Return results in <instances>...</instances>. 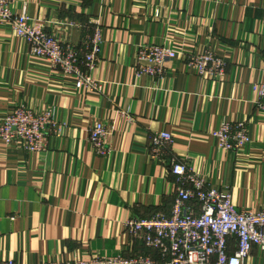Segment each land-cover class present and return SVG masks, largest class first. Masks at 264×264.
<instances>
[{
	"label": "crops",
	"instance_id": "0c3cea01",
	"mask_svg": "<svg viewBox=\"0 0 264 264\" xmlns=\"http://www.w3.org/2000/svg\"><path fill=\"white\" fill-rule=\"evenodd\" d=\"M25 7L80 49L101 30L99 60L85 70L103 88L78 90L73 76L31 56L27 42L0 24V120L26 106L52 111L60 126L41 154L0 140V264L158 259L125 224L171 215L174 159L229 190L240 210L264 209V111L253 91L264 82V0H16L13 11ZM151 45L185 55L165 64L163 78L139 75V51ZM207 51L223 60V75L188 68L189 55ZM100 122L107 155L90 141ZM224 123L246 124L245 149L218 147ZM159 132L174 142L157 159L151 139ZM246 264H264L257 248Z\"/></svg>",
	"mask_w": 264,
	"mask_h": 264
},
{
	"label": "built area",
	"instance_id": "2783aa9c",
	"mask_svg": "<svg viewBox=\"0 0 264 264\" xmlns=\"http://www.w3.org/2000/svg\"><path fill=\"white\" fill-rule=\"evenodd\" d=\"M15 3L16 0H0V24L9 25L17 37L27 42L31 56L48 62L56 71L73 76L78 90L101 92L102 83L85 70H93L99 60L101 30L98 29L93 39L86 41L80 49L50 33L44 24L32 20L26 7L15 14ZM70 25L77 26L74 23ZM182 54L185 55L169 46H144L137 58L138 74L163 78L165 64ZM187 66L201 76L223 75L225 70L223 60L210 51L189 55ZM253 91L257 94L256 104L264 111V82L254 84ZM58 130L60 126L55 122L52 111L39 112L26 106L16 107L0 120V140L8 146L22 145L33 154L47 151L49 134ZM107 136L108 128L103 122L90 130V141L100 155L109 153L105 146ZM216 138L218 147L227 151H242L251 142L244 123L222 124ZM151 140L152 155L158 159L170 150L174 136L159 132ZM169 172L176 180L171 215L133 218L125 224L129 234L156 252L158 259L136 255L49 264H246L254 248L264 257V209L259 212L240 210L229 190L214 187L188 162L174 159ZM232 242L236 245L234 253L230 251ZM1 264L17 263L8 261Z\"/></svg>",
	"mask_w": 264,
	"mask_h": 264
}]
</instances>
